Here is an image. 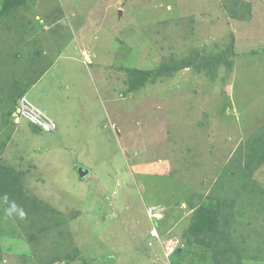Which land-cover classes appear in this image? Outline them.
I'll return each instance as SVG.
<instances>
[{
  "label": "rangeland",
  "instance_id": "rangeland-1",
  "mask_svg": "<svg viewBox=\"0 0 264 264\" xmlns=\"http://www.w3.org/2000/svg\"><path fill=\"white\" fill-rule=\"evenodd\" d=\"M228 47L233 67L213 61ZM262 129L264 0L0 7V159L48 206L0 198V264H264V164L252 191L223 184ZM213 193L229 198L214 228L192 230ZM157 210L173 251L150 236Z\"/></svg>",
  "mask_w": 264,
  "mask_h": 264
},
{
  "label": "trees",
  "instance_id": "trees-1",
  "mask_svg": "<svg viewBox=\"0 0 264 264\" xmlns=\"http://www.w3.org/2000/svg\"><path fill=\"white\" fill-rule=\"evenodd\" d=\"M20 1L21 0H2L0 7L6 10L9 9L11 6L19 3ZM235 53L236 51L234 50V47L225 48L221 50L218 54L213 56V61L215 63H218L219 65L225 63L226 65H230V67H233L235 61L234 55H236ZM154 71H151V73ZM136 73L142 75L143 77L144 76L147 77L148 73L150 74V70H143V71L136 70ZM24 91H21V93L19 94L20 95L23 94ZM11 112L12 110L10 109L9 113ZM261 132L262 133L264 132L263 129ZM245 149H246L245 150L246 155L241 154L239 156L240 160L242 159V156L244 158L243 161L240 162L239 160L238 163V168H239L238 172L240 173V177H239L240 179L237 180L236 184L233 183V180H226V179L223 180L224 185L227 184L230 185V187L231 186L237 187L235 191L238 189L252 191L254 189L253 187L256 184H254V182L249 181V177H251L252 174L251 172H253L260 164H264V133L259 137H255L254 142H252L251 145L247 144ZM0 160H1L0 161V198L2 200H5L4 203L7 206V209H9L13 203L16 205L17 210L11 213L16 214L20 209H22L23 212L27 213L30 209L35 210L47 205L46 202L38 199L35 195L27 196L24 192L22 182L19 179L20 177L19 174L21 173V171L16 170L12 165L7 164L4 159H0ZM233 171L235 173L237 172L234 169ZM219 189H220L219 185L214 186V190L216 192H218ZM208 198L209 199L212 198V202H210V200L207 201L206 199L203 200V203L200 205V207L197 210L198 216L194 218L192 224V230L193 228L195 229L197 227H203V226H204V232H209L211 229H213L215 226V221L218 218L219 210L222 209L223 205L229 199L226 196H221V194L214 195V193L209 195ZM215 199H216L217 208L215 207L213 202V200ZM27 207L29 208L27 209ZM46 208H48V206H46ZM46 218H48V216ZM31 226L32 223L30 224V227ZM229 231L230 232H227L226 236L220 237L221 240H224L222 241V244L218 245L216 243L215 245L212 246V248H214L215 251L222 252V254L229 252V248L231 247L233 240H227V239H230L232 236L230 235V233H233L232 227H230ZM213 241L215 240H201L202 243L201 245L203 244L210 245ZM217 256L219 255L217 254ZM51 259H55V257L47 259L46 262L48 263V261H50ZM70 259H72V257H70ZM233 259H234L233 257L226 259L225 260L226 264L232 263Z\"/></svg>",
  "mask_w": 264,
  "mask_h": 264
},
{
  "label": "clouds",
  "instance_id": "clouds-1",
  "mask_svg": "<svg viewBox=\"0 0 264 264\" xmlns=\"http://www.w3.org/2000/svg\"><path fill=\"white\" fill-rule=\"evenodd\" d=\"M83 54L85 56V59L88 58L87 51H84ZM47 131H49V130H47ZM49 132H52V131H49ZM16 210H17L16 205L13 203L7 211L9 213H11V212L16 211ZM23 214L24 213L21 211L20 215L23 216ZM151 216H152L151 217L152 227L150 229V236L152 238H156L157 240H159V246L160 247L166 246L167 248H169L170 251H173L174 250L173 246L176 242L173 240V238L169 237V235L163 236L162 235V229L160 227V223L165 218V215L162 214L159 210H157ZM151 244H153V243L151 242ZM169 246H171V248Z\"/></svg>",
  "mask_w": 264,
  "mask_h": 264
},
{
  "label": "built area",
  "instance_id": "built-area-1",
  "mask_svg": "<svg viewBox=\"0 0 264 264\" xmlns=\"http://www.w3.org/2000/svg\"><path fill=\"white\" fill-rule=\"evenodd\" d=\"M24 103H23V105H22V109H23V115L25 116V117H29V114H30V112L31 111H33L32 110V106H31V104H29V102L27 101V100H25L24 99ZM21 109V110H22ZM32 113V112H31ZM32 115V114H31ZM30 115V116H31ZM34 118H35V120H37V118H36V115L34 116ZM45 127L47 128V130H49V131H56V126H55V124H54V122H53V120L51 119V118H49V117H47V119H46V125H45Z\"/></svg>",
  "mask_w": 264,
  "mask_h": 264
},
{
  "label": "water",
  "instance_id": "water-1",
  "mask_svg": "<svg viewBox=\"0 0 264 264\" xmlns=\"http://www.w3.org/2000/svg\"><path fill=\"white\" fill-rule=\"evenodd\" d=\"M87 172H89V170H87Z\"/></svg>",
  "mask_w": 264,
  "mask_h": 264
}]
</instances>
